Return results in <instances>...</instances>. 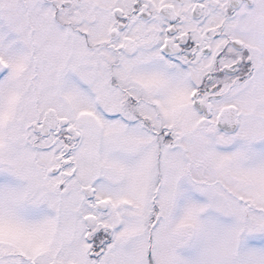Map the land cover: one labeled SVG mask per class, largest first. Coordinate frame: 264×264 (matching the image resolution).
Returning a JSON list of instances; mask_svg holds the SVG:
<instances>
[{
    "label": "snow or ice",
    "instance_id": "snow-or-ice-1",
    "mask_svg": "<svg viewBox=\"0 0 264 264\" xmlns=\"http://www.w3.org/2000/svg\"><path fill=\"white\" fill-rule=\"evenodd\" d=\"M0 264H264V0H0Z\"/></svg>",
    "mask_w": 264,
    "mask_h": 264
}]
</instances>
